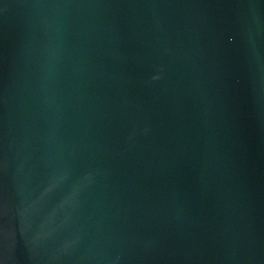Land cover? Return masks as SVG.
Here are the masks:
<instances>
[{
	"label": "water",
	"instance_id": "water-1",
	"mask_svg": "<svg viewBox=\"0 0 264 264\" xmlns=\"http://www.w3.org/2000/svg\"><path fill=\"white\" fill-rule=\"evenodd\" d=\"M0 264H264V0H0Z\"/></svg>",
	"mask_w": 264,
	"mask_h": 264
}]
</instances>
